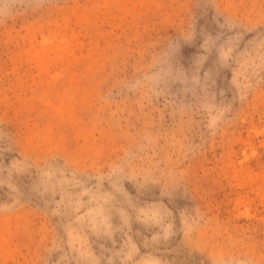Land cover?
I'll list each match as a JSON object with an SVG mask.
<instances>
[{"label": "rangeland", "instance_id": "rangeland-1", "mask_svg": "<svg viewBox=\"0 0 264 264\" xmlns=\"http://www.w3.org/2000/svg\"><path fill=\"white\" fill-rule=\"evenodd\" d=\"M0 264H264V0H0Z\"/></svg>", "mask_w": 264, "mask_h": 264}]
</instances>
